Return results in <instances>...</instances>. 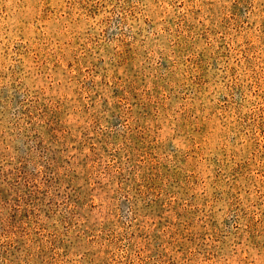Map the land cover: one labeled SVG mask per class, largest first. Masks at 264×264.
Returning <instances> with one entry per match:
<instances>
[{
  "label": "rangeland",
  "instance_id": "1",
  "mask_svg": "<svg viewBox=\"0 0 264 264\" xmlns=\"http://www.w3.org/2000/svg\"><path fill=\"white\" fill-rule=\"evenodd\" d=\"M0 264H264V0H0Z\"/></svg>",
  "mask_w": 264,
  "mask_h": 264
}]
</instances>
